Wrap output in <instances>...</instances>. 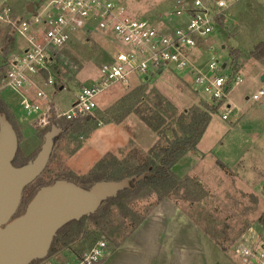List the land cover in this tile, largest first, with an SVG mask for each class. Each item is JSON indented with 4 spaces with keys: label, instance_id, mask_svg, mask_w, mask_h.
<instances>
[{
    "label": "rangeland",
    "instance_id": "374dc122",
    "mask_svg": "<svg viewBox=\"0 0 264 264\" xmlns=\"http://www.w3.org/2000/svg\"><path fill=\"white\" fill-rule=\"evenodd\" d=\"M174 1L123 0V4L130 15L156 25L165 19L166 11L172 10ZM200 1L210 4L212 0ZM228 1L221 9L224 27L214 24L211 34L201 38L197 46L187 49V58L197 68L206 66L212 57L228 64L227 49L239 48L242 55L237 63L241 81L228 93L230 112L227 118H221L226 111V105H221L211 115L195 151L187 152V163L178 162L172 170L180 177L196 179L206 194L198 200L189 196L183 199L181 188L161 201L155 193L137 198L131 207L145 216V221L134 230L128 219L124 224L120 222L118 210L112 205L111 224L102 230L93 220L84 221L85 229L71 241L70 249L82 246L79 237L90 242L103 236L108 254L99 264H240L234 252L240 243L264 241L261 222L262 217L264 219V197L261 195L264 187V94L256 100L251 98L259 88L264 89V80H261L264 62L248 55L252 45L264 37V0ZM29 4L32 11H40L46 0H0V9L9 7L12 12L8 18L0 20V97L13 109L12 128L17 137L18 161L35 155L42 143L35 132L47 124L42 125L35 114L20 111V94L2 89L9 61L20 51L24 38L13 23L18 17H31L26 10ZM172 18L177 24L180 16ZM83 34L77 32L79 39L58 51L50 74L43 72L35 76V87L24 89L27 95L24 90L21 93L32 97L35 89H40L47 96L43 102L45 107L48 104L53 111L69 110L79 86L91 84L97 78L98 67L111 50L103 34ZM230 69L227 66L225 71L230 72ZM48 77L54 81L52 85L46 83ZM189 77L166 70L151 75L146 83L134 76V82L130 80L128 84H109L96 96V108L75 120L80 122L86 116H97L98 111L108 109L117 99L143 84L147 87L146 100H150L152 106L160 101L179 114L188 113L210 102ZM61 86L63 89H57ZM86 131L56 137L46 167L33 185L51 183L56 177L84 175L105 153L122 158L130 147L147 150L163 140L134 112L118 123H99L95 129ZM70 255V250L59 248L32 264L62 262Z\"/></svg>",
    "mask_w": 264,
    "mask_h": 264
},
{
    "label": "built area",
    "instance_id": "2783aa9c",
    "mask_svg": "<svg viewBox=\"0 0 264 264\" xmlns=\"http://www.w3.org/2000/svg\"><path fill=\"white\" fill-rule=\"evenodd\" d=\"M227 3L228 0H212L210 4L200 0H175L172 10L165 12V19L154 25L127 13L123 0H46L42 10L29 12L30 18L14 20V27L24 38L20 51L9 61L2 89L20 94V111L35 114L44 125L53 114L76 119L91 113L96 108V96L109 84H128L134 76L144 80L156 72L170 70L188 73L194 86L207 95L210 103L226 105V111L221 114V118L226 119L230 112L228 93L241 81L239 72L225 71L229 65L215 57L210 58L205 67L197 68L188 60L187 49L211 34L215 16ZM11 13L9 7L0 9V20ZM174 15L187 20L176 24ZM77 32L103 34L111 50L100 63L97 78L91 84L79 86L69 110L53 111L50 105L44 106L47 96L42 90L35 89L34 95L27 97L24 89L35 87V76L43 72L50 74L58 51L69 44ZM46 83L52 85L54 81L48 77ZM263 94L264 89L259 88L251 98L256 100ZM78 240L82 244L79 249L71 247L70 256L49 264H99L107 256L108 245L103 236L90 242L84 237ZM234 252L240 264H264L263 240L240 243Z\"/></svg>",
    "mask_w": 264,
    "mask_h": 264
},
{
    "label": "trees",
    "instance_id": "16d2710c",
    "mask_svg": "<svg viewBox=\"0 0 264 264\" xmlns=\"http://www.w3.org/2000/svg\"><path fill=\"white\" fill-rule=\"evenodd\" d=\"M223 17L221 11L215 16V24L221 28L224 27V24H222ZM241 55L239 48L229 47L227 49L228 65L232 72L238 71L237 60ZM248 55L260 63L264 62V37L252 45L251 49L248 50ZM223 62L227 63V61ZM149 79H144V83ZM57 89H61V87ZM146 90V84L137 86L117 99L108 109L98 111L97 116H86L80 122L75 119L56 117L53 114L49 117L46 126L35 132V135L42 142L49 134L52 135V140L54 141L61 134L74 133L76 131L82 134L84 130L91 131L99 123H118L127 114L134 112L151 130L163 139L161 143L155 144L147 150L130 147L126 156L122 158L109 152L105 153L84 175L72 178L56 177L54 180L65 179L85 188L125 178H127V182L114 196L102 199L88 214L72 219L60 227L53 237L47 255L59 248H65L69 251L71 241L82 229L84 231L83 223L86 220H93V223L99 229L103 230L106 228L108 224H111L112 205L118 210V215L121 217L120 222L124 224L125 219H128L131 223V228L134 230L145 221V216L140 215L131 207V203L137 198L155 193L158 201H161L164 198H169L172 192L177 193L181 188L183 189L181 194L183 196L180 197L183 199L189 196L191 199L198 200L206 194L203 186L196 179L189 176L180 177L172 171V167L185 153L195 151V147L208 125L211 115L221 105L204 103L200 108L190 110L188 113L182 111L179 114L175 108L168 109L160 101L154 102V106H152L150 100H146ZM166 103L169 104L168 102ZM13 116L12 107L0 97V117H3L13 127ZM167 132H170L171 135L169 136ZM39 149L40 147L37 152ZM17 159L18 155L15 151L12 158L14 165H21L30 160L23 159L18 161ZM139 176L141 177L136 179ZM35 179L25 185L21 202L13 217L22 213L28 200L42 186L33 185ZM46 184L49 183L43 185ZM24 195L25 200H23ZM20 205H22L21 210H19ZM261 222L264 224L263 217ZM42 259H34L29 264Z\"/></svg>",
    "mask_w": 264,
    "mask_h": 264
},
{
    "label": "water",
    "instance_id": "95a60500",
    "mask_svg": "<svg viewBox=\"0 0 264 264\" xmlns=\"http://www.w3.org/2000/svg\"><path fill=\"white\" fill-rule=\"evenodd\" d=\"M26 10L32 12L30 4ZM261 80H264V74ZM52 142V135H47L32 159L14 165L12 158L17 147L16 133L0 117V264H29L34 259L44 258L60 227L88 214L102 199L114 196L127 182L125 178L85 188L65 179H57L40 186L22 213L13 217L25 185L38 177L46 167ZM261 195L264 197V187Z\"/></svg>",
    "mask_w": 264,
    "mask_h": 264
},
{
    "label": "crops",
    "instance_id": "0c3cea01",
    "mask_svg": "<svg viewBox=\"0 0 264 264\" xmlns=\"http://www.w3.org/2000/svg\"><path fill=\"white\" fill-rule=\"evenodd\" d=\"M185 21H186V20H185V17H180V18H179V22H177V23L183 24ZM78 39H79V38H77V37H76V34H75L73 40H74V41H77ZM226 64H227V63H226ZM204 66H205V65H204ZM204 66H203V67H204ZM162 72H164V71H162ZM177 74H179V73H177ZM184 74H186V73H182V75H184ZM189 76L191 77V75H189V74L187 73V77H189ZM190 77H189V78H190ZM191 79H192V77H191ZM137 80H138V79H137ZM137 80H136V81H137ZM131 81L134 82L133 79H131ZM61 89H62V88H61ZM28 93H29V92H28ZM227 102H228V98H227ZM209 103H210V102H209ZM193 152H194V151H193ZM193 152H192V153H193ZM192 153H188V155H189V154L191 155ZM185 155H186V157H185V159H183ZM182 157H183V158H182ZM182 157H181V158L175 163V165L172 167V170L176 167V165H178V162L180 163L181 161H183V164H184V163H187V153H185ZM181 159H182V160H181ZM173 172H174V171H173ZM177 175H178V174H177ZM181 176H182V175H181Z\"/></svg>",
    "mask_w": 264,
    "mask_h": 264
}]
</instances>
